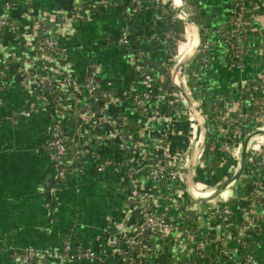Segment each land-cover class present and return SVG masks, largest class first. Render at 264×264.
<instances>
[{
  "label": "crops",
  "instance_id": "1",
  "mask_svg": "<svg viewBox=\"0 0 264 264\" xmlns=\"http://www.w3.org/2000/svg\"><path fill=\"white\" fill-rule=\"evenodd\" d=\"M7 1L12 3L9 14L17 28L0 30V264H20L10 255L8 245L17 250L25 246L56 250L66 236L103 252L106 264H133L122 258L111 238L135 231L143 213V203L135 201L132 180L124 168L117 166L118 160L129 156L123 144L141 136L146 146L157 148L169 140L171 150L180 151L188 145L190 128L188 120L181 117L183 113L165 105L162 91L155 93L158 97L150 98L148 115L137 110L127 92L155 90L165 83L164 67L170 53L168 43L161 37L170 30L179 34L180 24H184L173 19L175 8L168 2L156 4L142 0L145 7L135 9L131 0H0V11ZM230 3L231 0H187V10L192 11L191 21L188 20L198 30L199 27L212 29L226 22ZM242 11L251 15L253 24L243 43L244 67L227 69L223 46L217 40L209 52V68L203 69L195 59L192 63V73L205 89L202 93L198 88L194 96L206 104V114L212 101L232 96L245 79L264 74V0H245ZM123 28L129 38L127 45L119 40ZM42 34L54 38L59 45L58 62L63 74L80 83L86 75L95 73L97 89L88 99L82 90L75 93L63 88L61 100L71 110L64 124L69 138L77 141V113L81 116L86 102L92 103L94 117L84 141L101 158L110 161L98 170L87 158L83 172L71 174L58 188L43 147L54 112L35 102L29 73V60L41 54L35 44ZM193 38L189 31L186 41L179 45L175 62L191 52L184 53V49ZM177 79L180 83L179 75ZM28 104L38 105V109L27 116L19 114ZM100 109L115 119L116 124L108 123ZM4 114H11L12 119L4 118ZM191 119L196 126L193 129L198 131L199 123L193 114ZM208 121L204 164L193 167L191 184L198 173L208 186L218 187L222 179L236 171L241 150L229 166L232 161L226 155L231 149L229 126L224 120L219 124ZM113 128L120 134L119 139L110 135ZM163 132L167 139L160 138ZM73 161L71 151L68 162ZM258 176L263 187L250 199L245 188L252 178L244 179L242 186L239 182L229 201L233 211L229 223L216 224L202 216L197 227L201 236L211 234L218 241L227 240L244 220L251 218L254 226L249 250L257 264H264V167L258 170ZM135 178L139 187H145L146 200L153 207H160L164 194L152 185L146 171L138 170ZM183 187L187 190L186 182ZM222 195L226 196V192ZM98 233L103 234V239L97 243L94 238ZM193 241L194 237L173 226L164 236L151 238L144 253L150 264H198ZM228 246L233 252L238 247L232 240ZM216 251L214 246L208 248L209 260L214 259ZM87 264L103 263L92 260ZM219 264L239 263L225 259Z\"/></svg>",
  "mask_w": 264,
  "mask_h": 264
},
{
  "label": "built area",
  "instance_id": "2",
  "mask_svg": "<svg viewBox=\"0 0 264 264\" xmlns=\"http://www.w3.org/2000/svg\"><path fill=\"white\" fill-rule=\"evenodd\" d=\"M152 1L156 4L168 2L174 7L173 0ZM244 1L231 0L225 23L217 25L212 29L201 27L202 34H200L199 44L194 56L196 55L195 60L203 69L209 68V52L216 40L223 46L227 69L233 70L244 67L245 52L243 43L248 38L249 32L253 27L251 15H246L242 11ZM185 3L187 4V0L183 2L180 15L187 19L190 17L192 11L187 10V7L184 8ZM11 5L12 3L8 1L3 4V10L0 11V30H15L17 28L15 20L9 14ZM131 6L135 9H142L145 7V4L142 0H131ZM193 8L191 7V10ZM41 29L44 30V24H42ZM184 29L186 31V27ZM119 40L124 45L129 44L128 34L124 28L121 29ZM161 40L168 43L170 53L169 61L164 67L165 83H162L155 90L145 89L127 92V96L139 112L148 115L151 113L150 98L155 96V93L162 91L167 107L177 108L180 113L187 114L186 119L189 122L190 128L188 145L184 150L172 151L170 141L167 140L164 144L155 148L146 146L141 136L140 138L135 137L130 143L123 144V147L129 152V156L118 160L117 166L124 168L127 176L132 180V185L135 188L134 198L137 203H143V213L140 216L135 231L124 235L116 234L111 236V238L115 242L119 254L125 261H133V264H150L149 260H146L147 256L144 253V248L150 239L164 236L167 234L169 228L178 226L186 236L194 237L193 250L198 264H219L225 259L235 260L239 264H257L252 252L246 248V241L250 237L254 226L251 218L244 220L243 224L227 240L218 241L211 234L201 236L198 231L197 222L202 216L216 224L221 222L229 223L231 221L233 211L227 201L231 196L222 195L226 187L213 198L204 197L206 201L203 203L202 201L195 200L183 187V184L186 182L191 156L200 143L202 134L200 125L198 131L193 129L195 123L191 119L190 110L186 104L187 100L180 95L170 81L171 67L173 62H175L174 58L177 54L178 45L181 42L179 34L173 30L166 31L162 35ZM35 47L41 54L29 60V73L32 79L31 90L34 100L38 103L39 107L41 106L43 109H50L54 112L49 135L43 142V147L46 150L53 170L56 183L55 188H58L71 174L83 172L87 158L96 164L98 170H102L110 164L108 158H101L98 152L84 141L90 126L89 124L94 117L93 104L89 101L86 102L81 116H79L80 113H77L78 131L76 139L80 141V144L77 141L71 144L72 140L68 136L64 124L65 115L62 111L70 109L65 107L61 100L63 88H70L75 93L82 90L88 99L97 89V78L95 73H90L80 83H77L68 74H63L58 62L60 47L56 40L47 34L39 36ZM137 52L140 55L143 54L142 50H138ZM186 63L176 69V71H179L181 82L179 83L175 78L174 81L183 89L193 102V105H200V102L197 103L195 101L198 98L192 95L191 89L187 84V74L182 71ZM18 69L21 68L18 66ZM1 72L2 69H0ZM198 86L199 89L203 88L202 84ZM158 95L156 96L158 97ZM1 104L2 99L0 98ZM58 104H60L62 110L58 107ZM38 105L28 104L26 107L21 108L18 113L27 116L37 110ZM197 109L199 117L202 116L204 119L201 121L205 124L207 114H204L201 109ZM100 112L101 116L108 123L112 125L116 124L115 119L112 120L107 117L101 109ZM70 113L71 111L69 110ZM154 115L157 114L154 113ZM208 115V120H211L214 124H219L221 120L228 123L230 130L229 145L232 146L230 152L234 156L235 150L239 149L242 152L246 136L249 135V139L255 137L253 142L250 145L248 144L243 170L236 179L240 182L243 177L245 178V173H249L252 179L249 184L250 189L246 192V195L249 199L253 198L256 192L263 187V182L258 176V170L264 167V137L259 136V134L264 135V74L255 78L245 79L232 96L212 101ZM3 117L8 120L12 119L11 114H4ZM1 122L0 119V124ZM197 122L199 123L198 120ZM110 135L117 139L120 137L115 128L112 129ZM166 137L167 135L164 132L160 135L162 139ZM204 147L205 139L195 157L193 167L197 164L201 166L204 164ZM210 148L214 149V146H210ZM71 151L74 153L72 164L68 162L69 152ZM138 170L146 171L147 178L151 181L152 185L160 188L164 194V203L160 207L155 208L150 200H146L145 187H139L137 178H135ZM191 187L192 192L193 187L197 189L207 188L206 185H194L193 183ZM248 211L251 212V206L248 207ZM183 222L185 223L182 225ZM102 239L103 234L98 233L95 235L94 241L98 243ZM230 240L237 244L236 252H233L228 246V241ZM212 246L216 247L217 251H220L223 255V260L217 256L209 260L208 248ZM7 249L10 255L17 258L20 264H87L92 260L106 264L103 252L96 250L92 245L73 242L69 236L62 239L59 248L56 250H45L34 246H25L17 250L12 245H8Z\"/></svg>",
  "mask_w": 264,
  "mask_h": 264
},
{
  "label": "water",
  "instance_id": "3",
  "mask_svg": "<svg viewBox=\"0 0 264 264\" xmlns=\"http://www.w3.org/2000/svg\"><path fill=\"white\" fill-rule=\"evenodd\" d=\"M180 1L181 2L179 4V6L174 9L173 15H174V17L176 19L181 20L182 23L184 24V26L186 28H194V30L196 32V35H197V42H196L193 50L189 54L183 56L178 61L173 62L172 67H171V72H170V81L176 87V89L180 93V95L183 98H185L190 105L193 106V102L190 100V98L185 94V92L183 91V89L178 84H176V82L174 81V73H175V71H176L177 68H179L184 63H186L196 53V50H197V47H198V44H199V39H200V32H199L198 28L194 24H192L188 19H185V18L181 17L180 10L182 8V5H183L184 0H180ZM193 114H194L195 118L199 121L202 138H201V141L198 144L197 148L194 150V152H193V154L191 156V162H190V165H189L188 170H187L186 186H187V192H188V194L190 196H192L195 200H198V201H206V198L196 196L192 192V187H191V175H192V171H193V162L195 160V157H196V155H197V153H198L201 145L204 142L205 133H206L205 124L199 118V113L197 112L196 109L193 111ZM248 139H249V135L246 136V139L244 141V144H243V147H242V152H241V158H240V162H239V166H238L237 170L234 172V174L232 176H230L229 178H227L226 180H224L217 187L214 195L211 198H213V197L217 196L219 193H221L232 181L236 180L240 176V174H241V172L243 170V166H244V163H245V158H246V155H247ZM230 148H232V146H230Z\"/></svg>",
  "mask_w": 264,
  "mask_h": 264
},
{
  "label": "trees",
  "instance_id": "4",
  "mask_svg": "<svg viewBox=\"0 0 264 264\" xmlns=\"http://www.w3.org/2000/svg\"><path fill=\"white\" fill-rule=\"evenodd\" d=\"M199 32H200V34H202V28L201 27H199ZM184 34H186L185 29H184V26L180 24V27H179V39L181 41H183L185 39ZM195 57H196V55L191 60H188V62L186 63L188 65L187 84L190 87L193 96L196 94V91L198 90V87H199L198 85L201 84L200 81H197L196 80L195 76L192 73V66H193L192 63H193ZM172 88H174V87L172 86ZM200 91L203 93V92H205V89L204 88H200ZM58 107L61 109L60 104H58ZM200 108H201V111L204 114L207 113L208 107L206 106V104L201 103L200 104ZM62 111H63L65 117H68L69 116V110H62ZM181 117L187 118V114L186 113H183V114H181ZM71 144H74V141L73 140H72ZM206 148H207V145L205 143L204 151H206ZM249 189H250L249 186L247 188H245V192H248ZM184 223L185 222H183L182 225ZM249 241H250V238H248L247 241H246V248L247 249H249V244H248ZM144 252H145V248H144ZM215 254H217L216 256L219 257L221 260H223V255L220 253V251H216ZM146 260H147V258H146Z\"/></svg>",
  "mask_w": 264,
  "mask_h": 264
},
{
  "label": "bare ground",
  "instance_id": "5",
  "mask_svg": "<svg viewBox=\"0 0 264 264\" xmlns=\"http://www.w3.org/2000/svg\"><path fill=\"white\" fill-rule=\"evenodd\" d=\"M180 3V0L175 4V0H173V5H174V7L175 6H178V4ZM189 31H191L192 32V34L194 35V39L193 40H191L190 42H189V44L186 46V48H185V50H184V53L186 52V51H192L193 50V48H194V46H195V44H196V42H197V35H196V32H195V30H194V28H186V34H185V41H186V39H187V34H188V32ZM185 41H181L180 43H179V45L182 43V42H185ZM178 45V46H179ZM179 48V47H178ZM178 52V51H177ZM189 54V53H188ZM176 57V56H175ZM182 57H183V55H182ZM178 75H179V71H176L175 72V79H177V77H178ZM177 81H178V79H177ZM186 102V101H185ZM186 104L188 105V107H189V110H190V114H193V111L195 110V109H197L196 108V105L194 104L193 106L192 105H190L189 103H187L186 102ZM198 110V109H197ZM194 115V114H193ZM201 115V114H200ZM201 117V120H204L203 119V117L202 116H200ZM199 117V118H200ZM259 136H263L264 137V135L263 134H259ZM255 139V137H251L249 140H248V144L250 145L252 142H253V140ZM263 140H264V138H263ZM239 151V149H237V150H235V156H236V153ZM236 160V157H234V160L233 161H235ZM239 162H240V159H239ZM239 162H238V165H237V168H238V166H239ZM237 170V169H236ZM237 184V180H234V181H232L228 186H227V188L222 192V194L224 193V192H226V196H232L233 195V192H234V189H233V187L235 186ZM215 191H216V188H213V189H211V190H209V191H207V192H199V191H197L196 190V188L195 187H193V192H194V194H196L197 196H202V197H209V198H211L213 195H214V193H215ZM230 198V197H229Z\"/></svg>",
  "mask_w": 264,
  "mask_h": 264
},
{
  "label": "rangeland",
  "instance_id": "6",
  "mask_svg": "<svg viewBox=\"0 0 264 264\" xmlns=\"http://www.w3.org/2000/svg\"><path fill=\"white\" fill-rule=\"evenodd\" d=\"M186 5H187V4L185 3L184 8L187 7ZM187 19L190 20V18H187ZM190 21H191V20H190ZM193 39H194V38H193ZM193 39H192V40H193ZM188 44H189V43H188ZM188 44H187V45H188ZM178 47H179V46H178ZM184 50H185V49H184ZM177 51H178V49H177ZM176 55H177V54H176ZM174 61H175V58H174ZM182 71H183V73L187 74V71H188V65H187V64L184 65V69H183ZM180 76H181V74H180ZM200 94H201V93H200ZM198 97H199V96H198ZM193 99H195V98L193 97ZM195 101H196L197 103L201 102L200 99L195 100ZM197 106H198L197 108L200 109V105H197ZM208 119H209V115L207 114V115H206V118H205L206 123L209 122ZM206 123H205V124H206ZM226 125L228 126V123H227V122H226ZM227 126H226V128H227ZM226 155L228 156L227 158H229V159L232 160V161L229 162V166H230V165L232 164V162H233L235 156L232 155L231 152H229V153L227 152ZM229 159H228V160H229ZM200 166H201L200 164L195 165L196 168H198V167H200ZM229 166H228V167H229ZM226 171H227V169H226ZM226 171H225V176H228V175L226 174ZM244 176H245V178L243 177V178L241 179V186L245 184L244 179L250 177V176H249V173H248V174L245 173ZM225 179H226V178L222 179L221 182H219V183H222ZM246 180H247V179H246ZM246 182H247V181H246ZM207 183H208V182H205V183H204V181L200 178V176L198 175V173H196V178L194 179L193 184H194V185H206V186H207V188H199V189H197V188L195 187L197 191H199V192H206V191H209V190H211V189H213V188H217V185H212V186H209V187H208L209 184H207ZM249 183H250V182H249ZM239 186H240V183H239V181H237V184L233 187L235 193H236V191H237V189H238ZM239 192H240V190H239ZM230 198H232V197H230ZM230 198L227 199L228 202L230 201Z\"/></svg>",
  "mask_w": 264,
  "mask_h": 264
}]
</instances>
